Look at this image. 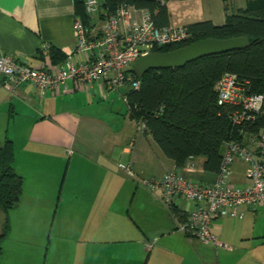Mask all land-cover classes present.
Returning <instances> with one entry per match:
<instances>
[{
    "label": "crops",
    "instance_id": "obj_1",
    "mask_svg": "<svg viewBox=\"0 0 264 264\" xmlns=\"http://www.w3.org/2000/svg\"><path fill=\"white\" fill-rule=\"evenodd\" d=\"M166 9L169 25L187 26L203 20L205 5L199 0H169ZM144 11L135 9L133 17L138 19ZM74 18L72 0H0V53L38 67L43 63L41 47L48 43L76 62L82 56L75 53ZM207 20L215 23L213 18ZM101 25L100 17L90 19L89 28L95 33H99ZM65 87L64 91L40 92L32 83L25 82L9 93L0 85V141L6 138L12 142L13 168L23 178L20 200L10 210L16 217L32 210L35 214L45 213L52 206L58 207L65 223L61 224L64 227L61 239L65 237L62 264H152L155 259L166 264L162 257L179 262L176 257L180 246L161 241L171 236L182 238L183 247L190 249V245L202 264H264L260 255L264 253V235L239 234L242 230L235 229L233 236L224 221L214 220L210 231L223 242L213 247L177 231L176 220L183 215L184 207L181 197H176L169 209L173 226L150 230L155 234L151 244L141 227L139 236H128L127 224L126 233L123 228L108 235L84 238L89 224L107 231L112 220L104 216L120 210L116 201L121 193L110 187L112 179L107 178L110 172L107 165L114 164L115 156L121 161L124 158L141 172L149 164L156 179L171 171L200 183H211L216 172L204 169L203 156L192 157L183 167H176L149 133L137 132V122L127 105L124 108L116 94L107 92L104 80L85 88L69 80ZM126 90L121 91L122 97ZM117 120L120 124H114ZM241 162L236 160L232 164L231 178L234 165ZM246 167L240 171L241 184L245 183ZM84 213L79 230L77 216ZM89 215L95 218H87ZM10 216L8 213L9 224ZM241 217L239 212L234 218ZM65 228L69 233L75 232L68 234ZM133 242H137L139 251L134 252ZM6 261L2 245L0 264Z\"/></svg>",
    "mask_w": 264,
    "mask_h": 264
},
{
    "label": "built area",
    "instance_id": "obj_2",
    "mask_svg": "<svg viewBox=\"0 0 264 264\" xmlns=\"http://www.w3.org/2000/svg\"><path fill=\"white\" fill-rule=\"evenodd\" d=\"M83 3L89 19L101 14L103 19L99 33H95L75 16L72 26L75 53L82 58L75 62L68 56L63 63L54 65L48 43L41 47L43 63L38 67L0 53V85L11 93L22 83L30 82L40 92H54L64 91L69 80L81 88L104 80L109 89L122 85L136 89L139 83L128 71L138 57L189 37L185 26H156L147 11L135 19V8L131 5H121L108 14L100 9L99 0H83ZM216 91L218 103L231 108V122L242 138L225 141L214 181L200 183L169 171L147 182L152 188L160 189L161 198L168 207L176 197L183 198L184 216L176 220L177 230L215 247L220 241L210 231L213 220L235 217L243 205H264V121L256 131L248 128L264 115V93L251 92L249 80H241L231 72L221 75ZM123 99L127 103L125 96ZM137 125L143 132L144 123L137 122ZM236 160L248 165L245 183L240 185L231 180V166Z\"/></svg>",
    "mask_w": 264,
    "mask_h": 264
},
{
    "label": "trees",
    "instance_id": "obj_3",
    "mask_svg": "<svg viewBox=\"0 0 264 264\" xmlns=\"http://www.w3.org/2000/svg\"><path fill=\"white\" fill-rule=\"evenodd\" d=\"M72 1L75 16L89 27L83 0ZM99 1L100 9L108 14L121 5H131L147 11L156 26L169 25L166 9L169 0ZM100 18L103 19L102 14ZM185 27L189 33L187 39L153 51L174 50L204 38L243 36L247 44L240 49L200 57L181 67L150 69L143 75L131 67L128 72L139 87H127L126 105L136 122L144 123L143 132L152 136L176 167H183L192 157L203 156L204 169L216 172L225 141L242 138L231 122V108L217 101L216 83L224 72H231L241 80H249L251 92L264 93V0H247L245 7L226 13L220 24L202 20ZM49 51L53 64L59 65L66 59L51 44ZM263 121L264 115L248 128L256 131ZM13 160L12 142L5 138L0 141V255L10 229L8 212L18 204L23 188V178L15 172Z\"/></svg>",
    "mask_w": 264,
    "mask_h": 264
},
{
    "label": "rangeland",
    "instance_id": "obj_4",
    "mask_svg": "<svg viewBox=\"0 0 264 264\" xmlns=\"http://www.w3.org/2000/svg\"><path fill=\"white\" fill-rule=\"evenodd\" d=\"M199 1L201 3L203 2L205 5V10L201 18L203 20L213 18V21L217 24L224 22V19H222L224 14L235 13L238 8L245 7L247 2V0ZM126 88V85H122L119 87V92L117 89H109L107 92L116 94L118 101L120 100L122 106L126 107L121 93V91H124ZM118 118L121 119L119 116ZM117 123L120 124L118 120L114 124ZM135 125L137 132H140L137 123ZM128 164L130 163L124 160V158H122L121 161L115 156L114 164L107 165L110 168L107 178L112 179L110 180V187L121 193L116 201L117 204H120V206H117L120 210L111 212L112 215L110 216H104V218L112 220L110 226L107 227V231H102V226H100L101 229L99 230L97 227L89 224L85 229L86 235L84 238H88L87 236L108 235L112 232L120 231L123 228H125L123 230H125L126 233L128 231L126 227L127 224L130 226L128 236L131 238L139 236L141 232L140 229L143 228L146 231L148 242L151 244L153 243L152 238L155 234L150 230L170 229L173 226L174 222L169 215L170 208L162 200L159 191L152 188L147 183L153 178L152 174L155 172L154 169L148 164L144 168V171L141 172L139 168H133V166L131 167ZM246 165L247 164L243 162L234 165L231 179L237 185L241 184L243 172L240 173V171H243ZM64 169L65 165H63L62 174ZM55 205H57L56 201ZM34 211L35 210L24 212L23 215L14 217L13 210H9L8 213L11 214L10 217L12 219L10 224L11 227L8 235L2 242L3 249L5 247L7 256L6 264H12L11 261H13L14 264H62L61 257H63L64 253L65 237L61 239V233L64 229V227L61 228V224L65 226V223L61 221L60 210H58V207L52 206L51 209L46 210L45 213H40L38 211L35 214ZM239 212H242L241 218L221 217L215 220L224 221L225 226L231 228L233 231V236L235 235V229L242 230L238 232L239 234L243 232V234L245 233V235L250 236L264 235L262 234L264 233V205L252 206L251 208L240 206L238 208V213ZM85 214L86 213L77 216L80 221V223L78 221L79 230L82 226V219ZM100 217L102 216L100 215ZM129 217L132 218V223ZM87 218H95V215H89ZM21 222H23L24 225ZM118 225H121L122 228ZM65 231H67L66 228ZM74 232V230H71L70 233L67 231L68 234ZM180 233L182 234V232ZM218 237L217 239L223 242ZM176 238L177 236L165 237L162 238L161 241L166 244L171 242L173 245L180 246L178 257H176L179 259V262H173L163 257L160 259L165 261L166 264H202L198 256L194 253L195 250L190 245V249L185 246L183 247L184 240L180 237ZM131 247L134 249V252L137 250L139 251L137 242H133ZM123 249L126 250L128 248ZM258 253L260 252L257 251V254ZM260 255L264 257V253ZM152 264H159V260H152Z\"/></svg>",
    "mask_w": 264,
    "mask_h": 264
},
{
    "label": "water",
    "instance_id": "obj_5",
    "mask_svg": "<svg viewBox=\"0 0 264 264\" xmlns=\"http://www.w3.org/2000/svg\"><path fill=\"white\" fill-rule=\"evenodd\" d=\"M246 44L247 39L243 36L225 39L204 38L174 50L153 51L142 55L135 60L133 69L138 75H143L150 69L181 67L200 57L240 49Z\"/></svg>",
    "mask_w": 264,
    "mask_h": 264
}]
</instances>
